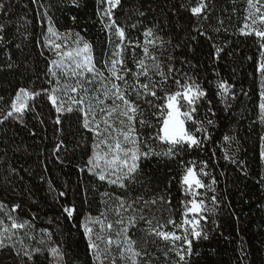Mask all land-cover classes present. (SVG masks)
Listing matches in <instances>:
<instances>
[{"label": "trees", "instance_id": "obj_1", "mask_svg": "<svg viewBox=\"0 0 264 264\" xmlns=\"http://www.w3.org/2000/svg\"><path fill=\"white\" fill-rule=\"evenodd\" d=\"M3 2L9 11L0 13V23L6 25L3 34L11 43L0 46V96L5 98L0 102V108L5 107L20 86L48 87L45 73L52 54L43 44L48 23L47 16L41 15L45 9L60 33H79L92 45L95 64L99 67H103L102 61L119 43L115 36L109 43V32L100 20L99 13L103 10L98 0H78V6L70 0ZM188 2L121 0L114 9V17L125 28L126 39L132 43L136 41L143 45L146 28H154L155 35L163 38L162 46L157 41L156 45L149 46V51L166 74H169V67L173 69L165 85L169 91L175 90L173 79L185 73L195 77L208 90V99L212 103L201 100L196 118L212 119L214 124L205 122L207 132L197 133L201 138L210 137L198 148L181 146L174 156H152L143 160L137 182L129 183L125 190L80 171L90 152L88 145L92 137L81 127L79 113L63 114L60 126L63 132H60L54 126L55 113L50 102L39 97L36 100L38 117L28 113L24 123L9 120L0 124V201L9 207L20 203L22 209L16 214L32 220L37 240L51 232L53 240L66 252L68 264H97L80 225L84 215L96 216L104 211L106 205L102 200L108 198L101 194L105 191L124 196L128 201L138 197L145 201L156 198L154 205L145 207L141 201L136 207L142 208L146 217H155L153 227L165 225L163 230L172 231L167 221L170 217L178 223L182 220L186 197L181 177L184 166H190V161L196 163L197 169L206 162L204 171L209 175L202 179L205 184H211L215 179L214 192L208 191V196L215 195L217 201L215 210L207 214L208 219L201 221L206 237L193 238V251L186 258V264H264V159L260 155L264 125L257 120L260 80L253 70L257 38L245 37L238 31L244 22L246 0H209L211 12L207 21L198 20L180 7ZM191 3L194 5L196 0ZM26 22H29L27 27ZM133 24L136 27H132ZM201 26L202 31H197ZM29 32L31 35H27ZM217 47L223 48L218 58L215 55ZM136 49L143 57L142 47ZM9 63L13 65L11 69L6 66ZM129 68L136 71V65H129ZM218 76L235 85V99L228 100V108L216 94L214 84ZM127 79L129 84L133 82L131 75ZM154 79L160 77L157 75ZM141 82H144L143 77ZM157 95L163 93L158 91ZM140 106L144 110L143 118L155 124L152 115L155 109L143 102ZM142 135H153V128L145 126ZM226 135L235 139L231 143L224 141ZM59 139L66 147L54 152ZM81 141L84 145L78 147ZM153 147L157 152L167 148L158 141L153 142ZM225 151L235 162L223 158ZM10 168L17 172L10 173ZM5 177L8 183H5ZM205 191L203 189L202 193ZM60 192L65 195L59 196ZM161 196L164 201L159 200ZM69 205L77 208L78 214L72 218L63 212V207ZM208 206L213 207L210 200ZM108 219L115 217L109 214ZM146 227L141 221L129 233L137 242L136 247L147 253L143 264H178L177 252L172 251L162 238L143 231ZM113 255H117L115 248ZM36 261L44 264L39 256ZM0 264H15L14 254H10V250L0 252ZM117 264H120L119 260Z\"/></svg>", "mask_w": 264, "mask_h": 264}, {"label": "snow or ice", "instance_id": "obj_2", "mask_svg": "<svg viewBox=\"0 0 264 264\" xmlns=\"http://www.w3.org/2000/svg\"><path fill=\"white\" fill-rule=\"evenodd\" d=\"M70 2L78 6V0ZM98 2L106 5L99 15L103 28L109 32V43H112L113 36L119 40L112 49L111 56L102 61L103 67L96 66L92 45L79 33L70 31L60 33L53 26L48 9H45L41 15L47 16L48 23L43 34V44L52 54L48 59L45 73L48 87L39 89L33 86L18 87L5 107L0 108V124L9 120L24 123V117L28 113H35L38 117L36 100L39 97H44L46 102H50V108L55 113L53 123L60 132H63V128L60 127L62 115L79 113L81 127L91 133L92 137L88 145L90 152L80 171L91 173L101 182L126 190L129 183L137 182L143 160L152 156H174L179 147L198 148L204 139L210 138L208 136L201 138L197 133H206L205 122L207 125H213L214 120L207 118L200 120L196 115L201 100L208 104L212 102L208 99V90L195 77H190L186 73L180 78L173 79L174 91H169L165 87L173 69L169 67V74H166L161 63L157 62L155 55L149 51V46L156 45L157 41L161 46L164 44L163 38L155 35L154 28L145 29L143 45L137 42V46L142 47L143 57L135 60L133 50V62L137 70L133 72L129 69L123 56L125 28L121 27L114 17V9L121 4V0ZM246 5L244 22L238 31L245 37L257 38V58L253 63V70L259 74L260 80L257 120L264 125V12H262L264 3H261V0H246ZM180 7L198 20L202 18L207 21L211 12L209 0H196L194 5L189 0L188 4L182 3ZM7 11L9 9L6 3L0 0V13L6 14ZM72 19L75 20V17ZM27 23L29 22H26L25 27ZM218 23L222 24L223 21ZM5 27V24L0 23V46L11 43L3 34ZM132 27L136 25L133 24ZM197 31H202V26ZM131 43L128 41V44ZM16 47L19 48L20 45L17 44ZM222 51L223 48H216L217 58ZM149 60L152 61L151 64L148 63ZM6 66L9 69L13 67L11 63ZM129 75L133 81L131 84L127 79ZM157 75L160 77L159 80L154 79ZM141 77L144 78V82H141ZM214 87L225 108L230 107L228 100L235 99V85L218 76ZM158 91L163 95L158 96ZM149 97L152 99H148ZM4 100L5 98L0 96V102ZM153 100L159 102L153 103ZM141 102L155 109L152 113L155 124L143 118ZM145 126L153 128V135L148 137L142 135ZM223 139L231 143L235 138L226 135ZM156 141L165 144L166 151L157 152L153 147V142ZM261 141L260 155L264 158V136L261 137ZM83 145L84 141H81L77 146ZM64 147H66L64 141L59 139L53 151L59 152ZM223 158L235 162L227 151ZM189 165L184 166L181 177L186 197L183 202L182 220L178 223L170 217L167 221V224L172 226V231L163 230L165 225L158 224L153 227L155 217H146L143 209L136 207L141 201L145 207L154 205L157 203L156 198L145 201L143 197H138L136 200L128 201L124 196H115L107 191L101 194L102 197L108 198L102 200L106 205L104 211L96 216L84 215L80 225L88 238V248L91 249L97 264H117L118 260L120 264H143L147 253L138 249L137 242L129 235L130 230L135 229L141 221L147 225L143 231L162 238L170 245L172 251L177 252L178 264L181 262L186 264V258L193 251V238L206 237L201 221L208 219L207 214L215 210L214 205L217 201L215 195L208 196V191L214 192L212 185L215 184V179H212L211 184H205L202 179V176L209 175L204 171L206 162H202L199 169L194 161H190ZM16 172L17 169L10 168V173ZM4 181L8 183V178L5 177ZM201 189L206 191L202 193ZM58 195L64 196L65 193L60 192ZM159 200L164 201L165 198L161 196ZM209 200L213 207L208 206ZM18 209H22L20 203L9 207L0 201V252L10 250V254H14L15 264H37L38 256L43 258L44 264H68L65 259L66 252L53 240L52 233L48 232L47 236L41 235L37 240L34 223L18 216L16 214ZM63 212L69 218L78 214L75 205L64 206ZM109 214L115 219L109 220ZM114 248L117 255H113Z\"/></svg>", "mask_w": 264, "mask_h": 264}, {"label": "rangeland", "instance_id": "obj_3", "mask_svg": "<svg viewBox=\"0 0 264 264\" xmlns=\"http://www.w3.org/2000/svg\"><path fill=\"white\" fill-rule=\"evenodd\" d=\"M106 5H104V4H102V10H103V8L105 7ZM262 12H264V9H262ZM244 15H246V13L244 14ZM106 19L107 18H105V22H106ZM128 41H130V40H125V51H124V53H123V56H124V59H125V61H126V65H127V67L129 68V65H132L133 64V66L135 65V63L133 62V50H134V52H135V60H139L141 57V54L139 53V51H137V49H136V47H137V42L135 41V42H133V43H131V44H128ZM132 42V41H131ZM111 56V55H110ZM97 66V68H102V67H99L98 65H96ZM129 69H131V70H133L132 68H129ZM134 70H137V69H134ZM106 75H107V73H105ZM96 86H93V88H95ZM109 103H111V101H109ZM264 159V158H263ZM201 192L203 191V189H201L200 190Z\"/></svg>", "mask_w": 264, "mask_h": 264}]
</instances>
